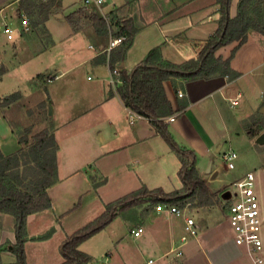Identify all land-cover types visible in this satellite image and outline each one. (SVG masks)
<instances>
[{"label": "crops", "instance_id": "1", "mask_svg": "<svg viewBox=\"0 0 264 264\" xmlns=\"http://www.w3.org/2000/svg\"><path fill=\"white\" fill-rule=\"evenodd\" d=\"M19 2L0 0V23L15 21ZM238 2L232 0L231 17L237 14ZM83 7L82 0H58L44 25L34 24L27 32L20 28L13 40L0 32V60L5 70L0 78L1 151L8 156L20 150L17 130L13 128L19 123L11 120L9 113H16L13 106L27 100L38 105L41 120L46 128L52 127L58 144L57 178L48 189L52 207L30 215L27 221V264H61L60 246L67 237L96 219L107 204L143 186L165 192L184 186L179 177L181 162L177 153L150 119L125 106L117 88L111 85L112 72L104 55L112 50L117 52L121 45L109 50L115 36L99 34L88 16L94 13L114 22L133 20L138 29L133 45L126 59L115 65L128 73L155 47H161L163 58L174 63L197 59L216 32L221 17L218 0H105L102 6L89 7L75 28L66 16ZM235 46L234 43L219 49L217 56L229 57ZM262 63V45L249 37L232 61L233 69L240 73L237 79L218 75L210 79L175 78L164 82L167 97L178 113L166 119L169 129L180 145L197 153V169L213 195V204L197 206L193 202L194 207L190 202L192 205L187 210L202 234L200 240L190 237L183 243L184 218L169 216L168 236L150 246L147 254L143 246L129 244L123 234L119 238L106 237L107 242L102 241L103 249L91 250V243L105 234L122 213L81 244L80 249L92 256L89 264H142L150 258L156 260L155 264H247V257L241 255L243 252L234 243L232 227L231 236L225 232L228 206L235 192V188L232 192L227 187H234L247 171L241 169L231 174L219 161L226 151L242 148L238 139L255 141L246 130L255 110L247 102V83L245 87L243 80ZM44 69L51 73L43 74ZM24 72L29 73L31 84L20 78L24 83L11 91L5 89L10 75L18 73L21 77ZM41 74L45 78L38 80ZM15 77L19 76L15 74ZM262 85L257 82L256 90L260 91ZM15 92L20 94L18 100L3 103L5 97ZM232 100L236 104L232 105ZM182 105L186 107L180 110ZM21 117L25 118L23 113ZM171 117L174 119L169 120ZM139 210L140 207L128 210L136 211L133 220H127L126 231L130 235L138 227L146 232L145 223L156 211L140 215ZM1 214L9 215L0 212V246L15 243L14 224L4 226ZM210 227L214 230L208 235L206 231ZM52 228L55 231L51 237L38 240ZM157 229L165 231L160 226ZM145 232L135 240L143 238ZM195 241L198 247H193ZM180 249L183 253L177 257ZM1 261L14 263L16 257L6 249L1 252Z\"/></svg>", "mask_w": 264, "mask_h": 264}, {"label": "trees", "instance_id": "2", "mask_svg": "<svg viewBox=\"0 0 264 264\" xmlns=\"http://www.w3.org/2000/svg\"><path fill=\"white\" fill-rule=\"evenodd\" d=\"M264 0H239L237 14L231 17L232 0H218L221 17L216 32L199 53L197 59L174 63L165 60L162 48H153L148 55L128 73L121 72V84L117 87V94L125 106L136 114L152 121L157 132L165 139L171 149L177 153L181 162L179 177L183 188L173 192H165L161 188L141 189L131 192L106 205L104 211L93 221L86 224L67 237L60 246L63 257L61 264H89L92 256L80 249L81 244L103 231L122 213L146 204L154 206L168 203L184 208L188 203L195 202L197 206L213 204V195L205 180L197 169V153L180 145L173 137L166 119L178 115L167 97L164 82L175 78L187 80L210 79L215 76H225L231 80L237 79L240 73L232 67V61L238 50L248 42L252 30L264 34V19L258 11V6ZM58 5V0H20L18 11H27L35 17L34 24L41 26L47 20L52 8ZM257 13V14H256ZM84 16L83 10L66 16L67 21L78 27V19ZM99 34H112L123 37V43L118 51L105 53L104 61L110 69L116 63L126 59L132 47L138 29L131 18L113 21L97 14L87 18ZM236 44L229 57L217 56V51L225 46ZM5 73L0 67V78ZM38 75L37 79H44ZM111 94H113L111 92ZM20 98L19 92L8 95L3 103L9 104ZM186 106L182 105L180 110ZM258 120L247 122L246 130L251 139H255L262 128L257 129ZM29 130L17 134L20 150L13 155H4L0 149V212L14 217L15 243L0 246L1 252L9 249L16 257L10 264H27L25 244L28 241L27 221L30 215L49 210L52 207L48 189L57 178V148L58 144L52 127L43 129L29 137ZM33 164V171L24 174L25 167ZM28 176H33L30 185H26ZM55 229H50L38 240H45L52 236Z\"/></svg>", "mask_w": 264, "mask_h": 264}, {"label": "rangeland", "instance_id": "3", "mask_svg": "<svg viewBox=\"0 0 264 264\" xmlns=\"http://www.w3.org/2000/svg\"><path fill=\"white\" fill-rule=\"evenodd\" d=\"M37 2H40L42 0H35ZM46 1V0H45ZM83 13L88 12V10H90V8L84 6L82 8ZM86 11V12H85ZM258 11L261 13L263 19H264V2H261L258 6ZM93 14V13H92ZM257 14V13H256ZM25 15L28 17L29 21H30V28H32V26L34 25V19L35 17H31L27 11H17L14 17L15 21H11V22H17L19 23V19H21V17ZM79 24V21H78ZM38 32L39 34L41 33V27H38ZM43 35V34H42ZM46 37V35H44ZM249 37H253L256 40H258L261 45L262 48L264 50V34L254 31L252 30L249 34ZM227 47V46H225ZM224 48V47H223ZM229 49V48H228ZM1 67V66H0ZM42 68L39 67V69ZM43 74L48 75L51 73L50 71H46V69H44L42 71ZM15 74H17L19 77H15ZM29 73H21V77L18 73H13L12 75H10V77H8V83L5 87V89L8 90H12L15 86L21 85L22 80H28L29 84H31V77H28ZM20 78H23L22 80ZM257 82L259 84H263L264 83V63L260 64L257 69L254 68V72L253 70H251V72L247 73V78H244L243 80V85L246 87V83H247V102L252 105L253 110H255V115H253L250 119V121L258 120L259 125L257 126V129H260L259 134L261 135L262 133H264V85L261 86V90L259 91L256 90V85ZM257 91V92H256ZM39 95H37L38 97ZM33 100H35L33 98ZM13 109L15 110L16 113H9V118H11V120L13 121H17V125H14L13 128H15V130H17V134L21 135V133L25 132V130H29V137H32L35 133H38L39 131L43 130V129H47L46 128V123L43 122L41 119V111H39L38 105H36L35 103H33L32 100H27V101H23L20 102L16 105L13 106ZM24 114L25 118L21 117V114ZM47 119V118H46ZM258 136V135H257ZM255 141L253 142H245L242 139H238L237 141H239L242 144V148L241 149H237L235 148L236 152L239 155V158L235 161V169L231 170L225 169V166L227 167V164L224 162L223 159H220L219 163L222 166V168H224L226 171H230L231 174H236L239 173L241 171V169H244L245 171L249 172L252 171L257 175V179H258V192H259V196H260V200H261V205H262V213H263V220H264V141L263 142H256L257 139H254ZM33 164H29L27 167L24 168V170H26V172L24 171V174L26 175L28 170L29 171H33ZM246 172V173H247ZM245 173V174H246ZM29 178L27 179V181L25 182L26 185H30V180L33 176H28ZM228 191H234V187L233 186H228L227 187ZM193 204V202H192ZM227 205V203H226ZM193 206L195 207L196 205L193 204ZM226 208V206H225ZM140 215L142 213H150L155 211L154 206H151L150 204H146L142 207H140ZM136 211H128V212H124L121 216H119L117 222L115 224H113L112 226H110V228H108V230H106L105 234H102L101 236H99L96 240H94L91 243V250H101L103 249V243L102 241L107 242L106 237H121V235L123 234L124 239L126 241L129 242V244L132 245H139V246H143L145 248V252L144 254L150 252V246H154V243L159 242L160 240H164L166 239V237L168 236L169 232V216L166 213H160L159 212H153L151 214V216L148 218V220L145 223V228H146V232L143 238L139 239V240H135V237L130 235V232L126 231V224H127V220L131 219L133 220L134 216L132 215L133 213H135ZM5 214V213H4ZM3 215V214H1ZM135 215V214H134ZM175 217V216H174ZM5 218V219H4ZM228 225H225V232L228 236H231L232 233V229L230 227L229 224V219L227 220ZM210 222V221H209ZM14 224L15 225V220L14 217L12 215H3V225L4 226H8ZM161 228H165V231L163 230H159L157 229L158 227ZM214 229H212V227H210L207 231L206 234L211 235V233L213 232ZM263 230H264V221H263ZM183 233H185V231H182ZM176 234V233H175ZM201 233H198V236L196 239L200 240L201 238ZM263 235H264V231H263ZM166 242V240H165ZM235 243V241H234ZM35 246L37 244H34ZM33 245V249L35 248V246ZM236 245V244H235ZM237 246V245H236ZM193 247H198L197 241H195L193 243ZM241 249V251L243 252V257H247V264L250 263V258L247 256L245 250L240 247L237 246ZM87 248L90 249L89 245H87ZM93 251V252H94ZM137 254V253H136ZM135 254V255H136ZM174 256V255H172ZM137 257V256H135Z\"/></svg>", "mask_w": 264, "mask_h": 264}, {"label": "built area", "instance_id": "4", "mask_svg": "<svg viewBox=\"0 0 264 264\" xmlns=\"http://www.w3.org/2000/svg\"><path fill=\"white\" fill-rule=\"evenodd\" d=\"M83 5L91 7L93 5L102 6L105 0H82ZM17 25L15 22H7L2 20L0 23V32H2L8 40L15 38L17 30L29 31L30 21L27 16L23 15L19 19ZM123 37H115L111 40L109 50H112L123 43ZM2 62L0 60V66ZM123 70L117 66L112 72L111 85L116 89L121 84V72ZM52 81V78H48ZM180 95H184L182 91ZM236 104V100H232V105ZM171 117L169 120H173ZM238 159V153L234 150H228L223 153V160L227 164L228 169H235V161ZM235 192L230 199L228 206L229 224L234 232V241L237 246L242 247L247 256L250 258L251 264H264V235H263V213L262 205L258 192L257 175L249 171L240 180L234 184ZM188 203L184 208L168 203H160L155 207L159 213H166L171 216L184 218L186 235L182 237V242L186 243L190 237L198 236V229L193 217L187 215V210L191 206ZM145 229L138 227L131 230V235L136 239L142 237ZM183 251L180 249L176 252V256H181ZM155 259H148L142 264H155ZM235 264V263H228Z\"/></svg>", "mask_w": 264, "mask_h": 264}, {"label": "water", "instance_id": "5", "mask_svg": "<svg viewBox=\"0 0 264 264\" xmlns=\"http://www.w3.org/2000/svg\"><path fill=\"white\" fill-rule=\"evenodd\" d=\"M53 108L52 106L49 107V113L52 114ZM264 141V134H262L258 139L257 142H263Z\"/></svg>", "mask_w": 264, "mask_h": 264}]
</instances>
